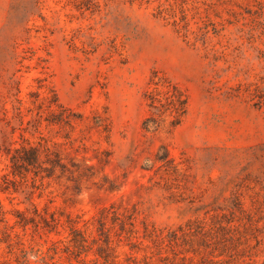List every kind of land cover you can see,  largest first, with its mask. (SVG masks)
<instances>
[{
  "label": "rangeland",
  "instance_id": "obj_1",
  "mask_svg": "<svg viewBox=\"0 0 264 264\" xmlns=\"http://www.w3.org/2000/svg\"><path fill=\"white\" fill-rule=\"evenodd\" d=\"M100 254L264 264V0H0V264Z\"/></svg>",
  "mask_w": 264,
  "mask_h": 264
},
{
  "label": "trees",
  "instance_id": "obj_2",
  "mask_svg": "<svg viewBox=\"0 0 264 264\" xmlns=\"http://www.w3.org/2000/svg\"><path fill=\"white\" fill-rule=\"evenodd\" d=\"M168 98L170 100L171 106L173 107V109L176 113H178V109L175 107L176 102H178L180 109H183L184 101L180 100L178 98V96H176L174 93L169 94ZM156 101L159 102V100H157V98L150 97V107L156 109V106H155ZM14 152H15V154L14 155L12 154L9 158L10 162L12 164V167H14V168L17 167L16 165H21V166L29 165L30 161H32L34 159L38 160L39 157H41V155H43V151L40 150V148L36 149V148H31V147H29V149H26V148H22L21 150L16 149ZM59 161H60L59 156L57 154H55L54 158L49 160V164L51 165V167H54L56 165L58 167H62ZM41 219L44 223H47V220L44 217H42ZM51 222L56 224V220L53 217L51 218ZM106 244L108 245V240H106ZM106 248H108V247H105V249H102V250L104 251V250H106ZM100 256H101V254H100ZM23 257H25V253H24ZM101 257L103 258L105 264H109V258L106 254L102 255Z\"/></svg>",
  "mask_w": 264,
  "mask_h": 264
}]
</instances>
